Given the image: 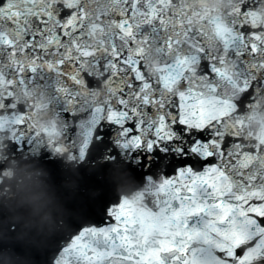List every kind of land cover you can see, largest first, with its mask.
<instances>
[{
	"label": "snow or ice",
	"instance_id": "obj_1",
	"mask_svg": "<svg viewBox=\"0 0 264 264\" xmlns=\"http://www.w3.org/2000/svg\"><path fill=\"white\" fill-rule=\"evenodd\" d=\"M62 6L70 10L67 19H61L59 14ZM259 8L245 11L240 2L234 15L240 14L242 20L260 29L251 33L250 49L264 57V24L249 19L258 13ZM155 21L171 30L165 48L155 47L150 37L137 35L139 25ZM197 31L201 35L205 33L202 25L194 26L190 13L185 11L180 0H0V46L7 47V66H14L18 73L10 78L5 71V61L0 58V129L10 133L13 141L23 143L26 137H32L43 143L34 119L35 102H28L21 96L26 97L38 86L49 94L46 87L35 84V77L30 85L26 76L29 70L35 73L44 68L60 75L57 87L66 98L70 97L68 103L73 111L79 110L81 105L94 108L90 120L80 121L83 139L78 152L72 153L74 158L86 159L93 143H101L105 150L109 145L113 148L116 154L110 155L112 158L126 157L132 149L137 150V155L144 149L155 151L160 159L153 161V169L159 168L166 162V151L161 153L158 148H164L165 142L176 140L178 121L186 125L189 132L209 126L217 129L215 138L195 140L191 151L204 157L217 153L224 156V138L240 136L227 131V114L212 115L211 106L230 103L240 112V105L236 96L221 94L216 83L197 74V56L185 50V45L197 53L208 50L202 40L193 39ZM224 39L230 48L240 39V33L231 24L230 36ZM243 43L249 42L245 38ZM152 50L158 53L166 50L175 56V60L172 64L157 60L153 71L148 62V53ZM226 59L215 71L230 82L231 87L237 86L240 93L248 89L249 83L238 79L235 70L226 67ZM145 63L156 74V80L143 70ZM85 70L103 78V87L89 88L84 78ZM185 75L191 86L183 90L180 85ZM158 85L169 94L178 95V111L170 110L169 101L157 91ZM99 92L103 93V102L96 98ZM152 106L158 114L149 111ZM105 121L115 126V139L106 143L104 138H97V129ZM108 135L111 136L112 132ZM48 143L57 152L66 150L63 143H54L51 139ZM13 147L16 149L18 145L14 143ZM121 149L125 155L120 154ZM179 151L183 153L185 148ZM248 155L240 148L234 158L230 155L229 159L247 168L242 157ZM129 167L136 171L131 163ZM201 185H210L220 197L216 204L199 201L196 194ZM232 187L227 166L218 164L209 166L205 172H197L192 165H187L179 170L178 175L165 178L161 185L164 192L181 203L179 208L160 210L170 213V220L179 221L174 238L161 239L158 247L147 255L138 250L132 241V221L125 206L126 198L122 197L113 207L116 224L111 228H91L83 232L77 229L70 238L71 242L58 250V258L53 264H192L189 252L194 253L195 248L183 239L198 232L188 224L190 215L210 211L219 221H228L233 212L239 210L224 199ZM185 193L192 195L186 197ZM249 197L264 200V189L248 190L238 199L243 203ZM251 207L264 215V204ZM244 243L247 240H237L234 245L221 248L229 256H235L236 248ZM260 258H264V253L254 254V248H249L238 260L239 264H255Z\"/></svg>",
	"mask_w": 264,
	"mask_h": 264
},
{
	"label": "clouds",
	"instance_id": "obj_2",
	"mask_svg": "<svg viewBox=\"0 0 264 264\" xmlns=\"http://www.w3.org/2000/svg\"><path fill=\"white\" fill-rule=\"evenodd\" d=\"M5 140H6V143H5V145H4L5 147L9 146V143H10V144H14V143H15V141L12 140V138H11V134H10V133L7 134ZM48 146H49V145H48ZM49 149H50V151H51V155H50V156L46 155L44 152H36V153H32L31 151H28V150L26 151V156H27L28 154H31V155H33V156H36L37 158H44V157H47L48 161L56 160L58 157H59V158H65V157H66V154H65V153H59V154H58V153L55 152L50 146H49ZM16 151H17V152H25V150L21 151V150H18V149H16ZM34 170L37 171V172H41V173H43V172L45 171L43 168H35ZM39 179H40L41 181H43L44 184H48V183H49L48 178H47L46 175H41V176L39 177ZM42 186H43V185H42ZM13 227H15V226H13ZM0 264H3V261H0Z\"/></svg>",
	"mask_w": 264,
	"mask_h": 264
},
{
	"label": "water",
	"instance_id": "obj_3",
	"mask_svg": "<svg viewBox=\"0 0 264 264\" xmlns=\"http://www.w3.org/2000/svg\"><path fill=\"white\" fill-rule=\"evenodd\" d=\"M238 46H239V45H237V46H236V45H233V49L237 48ZM249 46H250V44H246L244 47H246V48L248 47V48H249ZM244 47H243V48H244ZM249 50H250V48H249Z\"/></svg>",
	"mask_w": 264,
	"mask_h": 264
}]
</instances>
